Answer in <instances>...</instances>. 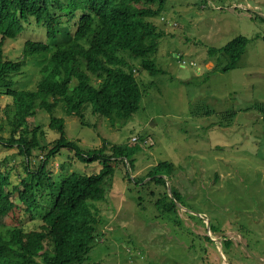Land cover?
I'll return each mask as SVG.
<instances>
[{
	"label": "rangeland",
	"instance_id": "rangeland-1",
	"mask_svg": "<svg viewBox=\"0 0 264 264\" xmlns=\"http://www.w3.org/2000/svg\"><path fill=\"white\" fill-rule=\"evenodd\" d=\"M77 15L63 20L68 24L59 41L68 39ZM152 21L165 34L158 52L148 58L163 72L151 75L142 58L131 60L144 92L131 119L114 126L91 107L84 112L86 124L67 115L64 105L54 113L65 119L69 139L83 149L101 148L105 140L129 148L115 164L110 202L96 203L103 224L87 264H264V0H167L166 12ZM238 36L249 40L245 52L237 68L222 73L227 61L221 50ZM45 39L42 30L27 31L6 42L5 55L24 61L26 41ZM124 57L130 59L128 53ZM43 58H28L13 77L14 87L35 90ZM91 79L100 82L94 75ZM33 115L32 126L45 132L39 135L41 145H53L59 134L49 128L51 114L38 109ZM136 137L148 142L135 143ZM43 154L37 153V164ZM24 161L16 147H0L3 173L23 172ZM162 161L176 169L172 176L160 175L171 187L170 196L175 187L184 197L186 207L180 204L175 214H161L156 205L164 188H143L125 178L127 173L132 179L145 177ZM47 167L63 178L73 172L98 173L102 164L86 166L65 150ZM38 202L34 221L25 219L27 230L39 227L53 206L49 187ZM207 236L232 244L221 249Z\"/></svg>",
	"mask_w": 264,
	"mask_h": 264
},
{
	"label": "trees",
	"instance_id": "trees-1",
	"mask_svg": "<svg viewBox=\"0 0 264 264\" xmlns=\"http://www.w3.org/2000/svg\"><path fill=\"white\" fill-rule=\"evenodd\" d=\"M166 6L167 0H0V147H16L25 158L23 172L12 175L0 171V264H87L103 224V211L96 203L110 202L108 189L115 164L128 155L129 148L105 140L101 148L83 149L69 139L65 119L54 113L64 105L67 115L77 116L86 124L84 112L91 107L94 114L109 119L114 126L131 119L144 96L131 60L142 58V66L151 75L163 72L148 57L158 52L165 34L152 18L164 14ZM73 15L78 16L74 29L67 40L59 41L68 24L63 20ZM33 30L45 32L46 39L27 40L24 61L6 57V42ZM248 41L238 36L221 50L227 61L222 73L237 68ZM48 53L51 57L44 59ZM35 56L43 58L36 89H17L14 75ZM92 75L100 80L98 84ZM38 109L51 114L49 128L59 134L51 146L41 145L39 135L45 136V132L30 123ZM5 115L10 127L3 121ZM9 131L8 138L2 136ZM65 150L86 166L99 161L100 172L54 177L47 166ZM37 153H44L38 164ZM175 171L172 162L162 161L145 177L134 181L127 173L125 178L143 188L151 184L164 188V196L156 205L161 214H175L177 203L185 206L184 197L175 187L170 196L167 180L160 176L165 172L172 176ZM46 187L54 204L42 215L39 227L27 230L25 219L34 221L38 195H45ZM211 229L219 232L213 226ZM231 244L228 240L223 246Z\"/></svg>",
	"mask_w": 264,
	"mask_h": 264
},
{
	"label": "clouds",
	"instance_id": "clouds-1",
	"mask_svg": "<svg viewBox=\"0 0 264 264\" xmlns=\"http://www.w3.org/2000/svg\"><path fill=\"white\" fill-rule=\"evenodd\" d=\"M139 140H141V141H144V143H147L148 142V140H144V138H142V139H140V138H134V140H133V142H136V143H138L137 141H139ZM178 205H180L179 203H178ZM212 238V237H211ZM214 238V237H213ZM213 240V239H212ZM213 241H215V240H213ZM217 242V241H216ZM229 264V263H228Z\"/></svg>",
	"mask_w": 264,
	"mask_h": 264
},
{
	"label": "water",
	"instance_id": "water-1",
	"mask_svg": "<svg viewBox=\"0 0 264 264\" xmlns=\"http://www.w3.org/2000/svg\"><path fill=\"white\" fill-rule=\"evenodd\" d=\"M169 188L171 189V187H169ZM212 239L215 240V241H217L218 243H220L221 244V249H222V245H223L222 241L221 240H217V239H215L213 237H212ZM224 260L228 263V261L226 259H224Z\"/></svg>",
	"mask_w": 264,
	"mask_h": 264
}]
</instances>
